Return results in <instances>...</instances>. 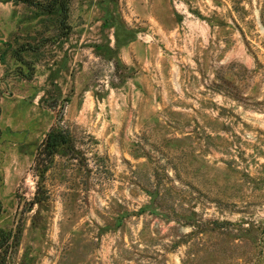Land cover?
Returning <instances> with one entry per match:
<instances>
[{
    "label": "rangeland",
    "instance_id": "obj_1",
    "mask_svg": "<svg viewBox=\"0 0 264 264\" xmlns=\"http://www.w3.org/2000/svg\"><path fill=\"white\" fill-rule=\"evenodd\" d=\"M51 1L0 0V264H264V0Z\"/></svg>",
    "mask_w": 264,
    "mask_h": 264
},
{
    "label": "trees",
    "instance_id": "obj_2",
    "mask_svg": "<svg viewBox=\"0 0 264 264\" xmlns=\"http://www.w3.org/2000/svg\"><path fill=\"white\" fill-rule=\"evenodd\" d=\"M16 1H25V0H16ZM69 0H52L49 4V10L52 11L55 9V5L59 4L62 8L64 13L63 19H66L67 11H68V4ZM65 131L60 128H51V130L47 133L46 138L42 143V147L39 150V156L44 152L47 153L49 156H54L59 152V148L61 147L62 143L65 142ZM38 161V160H36ZM9 241H10V234H4L0 231V249L4 247V252H6V248H9Z\"/></svg>",
    "mask_w": 264,
    "mask_h": 264
}]
</instances>
